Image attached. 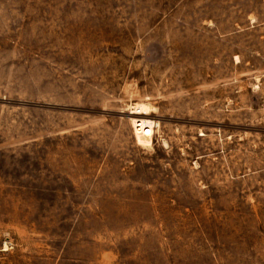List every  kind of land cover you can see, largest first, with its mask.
Listing matches in <instances>:
<instances>
[{
    "label": "rangeland",
    "instance_id": "rangeland-1",
    "mask_svg": "<svg viewBox=\"0 0 264 264\" xmlns=\"http://www.w3.org/2000/svg\"><path fill=\"white\" fill-rule=\"evenodd\" d=\"M0 264H264V0H0Z\"/></svg>",
    "mask_w": 264,
    "mask_h": 264
},
{
    "label": "bare ground",
    "instance_id": "bare-ground-1",
    "mask_svg": "<svg viewBox=\"0 0 264 264\" xmlns=\"http://www.w3.org/2000/svg\"><path fill=\"white\" fill-rule=\"evenodd\" d=\"M132 114L142 116L148 115V113L146 112V106L143 104H138L134 108ZM132 121L139 144L143 146H150L154 133V122L142 117L132 118Z\"/></svg>",
    "mask_w": 264,
    "mask_h": 264
}]
</instances>
